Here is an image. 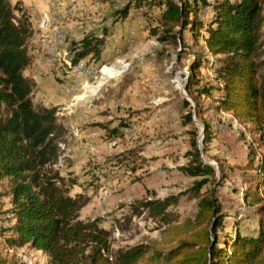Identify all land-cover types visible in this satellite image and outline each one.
Instances as JSON below:
<instances>
[{"label": "trees", "instance_id": "obj_1", "mask_svg": "<svg viewBox=\"0 0 264 264\" xmlns=\"http://www.w3.org/2000/svg\"><path fill=\"white\" fill-rule=\"evenodd\" d=\"M132 5L146 7L154 15L158 12L160 41L178 43L182 53L187 31L189 40L201 41L214 58L217 85L198 89L197 95L216 91L215 110L231 114L243 126L241 138L247 153L238 167L250 175L242 199L254 211L253 224L248 216L224 212L219 196L225 179L221 166L217 178L216 169L201 159L194 134L187 154L190 160L178 170L199 179L188 190L197 201L195 215L179 222L168 212L178 198L159 199L154 192L143 199L120 202L117 206L123 211V220L145 214L168 234L163 244L113 250L112 231L102 227L99 218L80 219L89 198L73 194L76 178L63 174L58 166L66 129L58 123L56 108L37 107L32 101L34 82L24 75L31 62L27 48L33 34L30 17L20 2L0 0V181L11 182L6 212L10 224L3 230L9 235L2 240L3 251L29 248L41 252L47 264H264V0H136ZM129 9L127 4L119 15L127 17ZM204 10L210 13L206 20L199 17ZM103 45V37L93 34L70 41L72 66L84 58L99 62ZM204 62L196 57L190 65L185 86L190 97L189 89L198 85ZM193 101V107L183 101V108L190 109L184 115L187 124L192 122L191 110L198 116V104ZM128 113L113 128L109 122L96 126L109 137L119 138L130 115H136ZM202 128L203 144L209 143V125L202 122ZM138 155L130 149L115 155L113 161L131 174ZM0 264L26 263L0 251Z\"/></svg>", "mask_w": 264, "mask_h": 264}, {"label": "rangeland", "instance_id": "obj_2", "mask_svg": "<svg viewBox=\"0 0 264 264\" xmlns=\"http://www.w3.org/2000/svg\"><path fill=\"white\" fill-rule=\"evenodd\" d=\"M9 1L12 4L20 2L31 19V8L19 0ZM30 1L32 8L48 10L52 27L63 30L67 41L79 40L87 34L103 37L104 41L99 62L82 59L95 69L89 78L78 79L72 69L49 66L44 52L43 66L50 76L29 73L34 63L31 54V62L24 70L26 77H40L45 90L54 87L56 94L64 98L58 101L56 97L51 100L39 97L32 80L33 103L37 107L56 108L58 123L66 129L59 168L63 174L76 178L73 194L83 193L89 198V203L80 211V219L99 218L101 226L112 231L113 250L139 244H163L168 231L157 229V223L147 219L145 214L133 216L129 222L123 220V211L117 204L143 199L148 192H154L159 199L178 198L168 212L179 222L193 217L197 201L190 197L188 190L199 179L185 176L178 168L188 164L187 154L192 150L191 139L195 134L200 157L216 169L217 178L218 166H221L225 179L219 196L224 212L239 213L243 218L248 216L249 224H253V209L239 206V194L250 186V175L238 167L247 153L241 138L243 126L238 125L231 114L215 110L216 91L209 96L197 95L198 89L217 85L212 71L214 58L203 48L202 42L190 41L186 31L183 34L186 49L180 53L178 43L160 41L161 28L156 20L158 8L155 7V16L146 7L133 6L136 0ZM127 4H130L129 13L122 18L120 10ZM57 9L65 13H62L65 18L57 19L61 15H52ZM209 15V11L204 10L199 17L206 20ZM39 18L35 19V25L40 46ZM30 22L32 28L33 22ZM152 30H157V35H152ZM73 34L82 37L73 39ZM196 57L207 64L204 62L200 69L198 85L190 87V97L185 86L190 65ZM110 69L121 74L100 86L102 72ZM193 98L198 104V116L191 110L192 122L187 124L184 115L190 109L183 108V101L187 100L193 107ZM128 112L136 115H130L129 125L121 128L119 138L109 137L96 126L109 122V127L113 128L119 120L127 119L124 115ZM202 122L209 125L211 141L206 144H203ZM130 149L139 152L135 173L131 174L113 161L115 155ZM10 192L11 182L8 179L0 181V251L26 264H47L41 252L29 248L3 251L2 240L9 235L3 230L10 224L6 214L10 208Z\"/></svg>", "mask_w": 264, "mask_h": 264}, {"label": "built area", "instance_id": "obj_3", "mask_svg": "<svg viewBox=\"0 0 264 264\" xmlns=\"http://www.w3.org/2000/svg\"><path fill=\"white\" fill-rule=\"evenodd\" d=\"M52 19L50 16H43L39 23L41 31V48L46 55V61L49 66H62L72 69L74 76L78 79L89 78L95 73V69L87 64L84 60H80L76 65L72 66L68 48L61 49V46L67 43V37L63 30L52 27ZM60 149L64 151V144H60ZM61 161V160H60ZM60 166V162L58 163ZM240 208H246L242 194H239Z\"/></svg>", "mask_w": 264, "mask_h": 264}, {"label": "crops", "instance_id": "obj_4", "mask_svg": "<svg viewBox=\"0 0 264 264\" xmlns=\"http://www.w3.org/2000/svg\"><path fill=\"white\" fill-rule=\"evenodd\" d=\"M17 1V0H15ZM14 1V2H15ZM19 1H22L23 5L25 7H28V8H31L30 10V15H31V19L32 22H33V35L32 37L29 39L28 43H27V48H28V53L33 55V65H32V68L33 70L31 69L29 73H36L37 75L40 73L41 75H48L50 76L48 70H45L44 69V66H43V63L45 62V57L43 56V50L42 48L40 49L41 46L38 45V36H39V33H38V30L36 29V20L37 18H39L38 20H41L43 16L48 15V10L43 8V9H40V10H37V8H32V4H31V1L30 0H19ZM62 13L64 12H61V10H54L52 12V15H61L60 17H57V19H61L62 17L65 18V15H63ZM65 14V13H64ZM56 28V26L54 27ZM76 33V32H74ZM74 38L73 39H79L80 37L82 36H75V34L72 35ZM72 38L68 39V40H71ZM69 46V41H67L66 44L62 45L61 46V49H67ZM44 61V62H43ZM39 72V73H38ZM28 78L32 79L39 92H38V95L39 97H43L45 99H49L51 100L53 97H56L58 98V101L60 100H63L64 98L62 96H58L56 93V90L54 87L50 88L49 89H46L43 87V83L41 81V78L38 77V76H27ZM47 78V77H46ZM59 94V93H58ZM246 209H249L246 207ZM250 210V209H249Z\"/></svg>", "mask_w": 264, "mask_h": 264}, {"label": "bare ground", "instance_id": "obj_5", "mask_svg": "<svg viewBox=\"0 0 264 264\" xmlns=\"http://www.w3.org/2000/svg\"><path fill=\"white\" fill-rule=\"evenodd\" d=\"M121 73L117 70H109V71H106V72H102V77H101V80H100V86L105 83H107L108 81H110L111 79H113L114 77L116 76H119Z\"/></svg>", "mask_w": 264, "mask_h": 264}, {"label": "water", "instance_id": "obj_6", "mask_svg": "<svg viewBox=\"0 0 264 264\" xmlns=\"http://www.w3.org/2000/svg\"><path fill=\"white\" fill-rule=\"evenodd\" d=\"M184 96H186V95H184ZM211 165V164H210Z\"/></svg>", "mask_w": 264, "mask_h": 264}]
</instances>
